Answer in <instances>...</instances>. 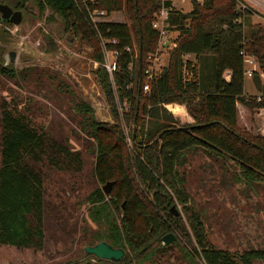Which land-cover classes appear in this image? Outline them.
I'll list each match as a JSON object with an SVG mask.
<instances>
[{
    "label": "trees",
    "instance_id": "16d2710c",
    "mask_svg": "<svg viewBox=\"0 0 264 264\" xmlns=\"http://www.w3.org/2000/svg\"><path fill=\"white\" fill-rule=\"evenodd\" d=\"M191 2L188 11L170 10L168 30L176 29L177 35L167 62L146 81L147 54L159 40L151 23L158 0H37L40 12L50 8L66 28L81 33L93 46V56L100 63L98 80L114 115L115 92L128 102L132 117L139 95L140 115H136L135 132L131 131L130 148L115 123L94 117L86 101L78 103L96 142L93 174L100 183L113 181L108 195L96 186L86 196L87 214L96 227H83V243L105 240L126 252L121 261H111L84 251L82 259L67 264H160L174 251L191 264L264 261L263 247L231 251L208 239L203 214L187 189L185 166L188 151L202 148L233 159L246 179L264 182V133L242 127L237 107L239 102L251 112L264 108V82L258 70L252 74L260 95L244 92L243 59L244 54L253 55L264 72V23L252 25L246 36L239 17L250 13L247 5L241 7L238 0ZM24 4L16 0L14 6ZM95 8L104 12L93 20L88 9ZM124 9L129 10L131 22L111 17ZM101 39L107 49L116 50L115 91L102 64ZM190 53L194 58L188 57ZM203 56L213 58L208 72L200 63ZM1 57L0 72L13 74ZM171 102L184 103L193 121L179 123L166 106ZM0 125V243L41 249L45 231L40 164L80 171L81 154L36 125L16 105L2 103ZM174 199L182 205L183 214L170 209ZM169 222L182 239L164 245L162 237L170 230Z\"/></svg>",
    "mask_w": 264,
    "mask_h": 264
},
{
    "label": "rangeland",
    "instance_id": "374dc122",
    "mask_svg": "<svg viewBox=\"0 0 264 264\" xmlns=\"http://www.w3.org/2000/svg\"><path fill=\"white\" fill-rule=\"evenodd\" d=\"M23 1V7H15L16 0H1L14 9H21L22 19L18 24L0 19V55L4 64L13 69V74L0 72V108L3 102L16 105L36 125L44 126L53 137L78 149L83 163L80 171L40 164L44 174V246L32 249L0 243V264H67L83 258L82 229L96 227L87 214L86 196L104 184L93 174L96 142L85 124L86 117L77 108L78 103L81 99L86 101L92 106L94 117L115 123L129 148L140 109L132 117L128 102L115 92L117 114L114 115L98 80L96 69L100 63L93 56V46L81 33L66 28L61 17L50 8L40 12L37 0ZM238 4L250 7L249 14L239 17L247 36L252 25L264 23V0H238ZM191 6V0H178L176 8L188 11ZM124 11H114L111 17L131 22L129 10ZM176 35V29L167 31L152 55L147 54L146 68L154 66L157 70L167 62L168 49ZM134 45L137 49L136 39ZM10 51L14 53L13 59ZM108 56L112 58L111 53ZM203 57L200 63L207 71L213 58ZM255 70L264 82V72L257 61ZM108 74L115 91L113 73ZM148 78L147 75L146 81ZM244 92L260 95L253 74L245 73ZM237 107L238 123L242 127L264 133V108L251 112L239 102ZM185 166L187 189L191 201L203 214L208 239L215 246L231 251L264 248V182L246 179L233 159L217 157L202 148L188 151ZM173 204L183 214L178 200L174 199L170 206ZM169 226L168 233L181 240L182 236L170 222ZM174 252L160 264H191ZM253 264H264V261Z\"/></svg>",
    "mask_w": 264,
    "mask_h": 264
},
{
    "label": "built area",
    "instance_id": "2783aa9c",
    "mask_svg": "<svg viewBox=\"0 0 264 264\" xmlns=\"http://www.w3.org/2000/svg\"><path fill=\"white\" fill-rule=\"evenodd\" d=\"M160 5L157 11L154 13V17L151 20V23L153 27H155L159 32V43L162 42L163 38L167 35L168 26L170 24L169 22V14L170 10L174 7H177V1L178 0H158ZM184 0H181L183 2ZM202 1V0H200ZM104 12V9L101 8H95L93 10L88 9V13L90 17L94 20V16L101 14ZM102 40V47H103V53H104V60L102 64L106 67L107 71L112 74L113 70L116 69L117 64L115 60V49H107L104 40ZM115 41V39H112ZM111 53L112 58H110L108 55ZM152 55V53H149V57ZM158 58V55L156 56V59ZM244 66H245V73L248 75H252L254 72V69L256 67V60L253 55L251 54H244ZM156 67H152L151 69L146 68L145 71L148 73V76L151 77V75L156 71ZM144 88L148 89V83L144 84Z\"/></svg>",
    "mask_w": 264,
    "mask_h": 264
},
{
    "label": "water",
    "instance_id": "95a60500",
    "mask_svg": "<svg viewBox=\"0 0 264 264\" xmlns=\"http://www.w3.org/2000/svg\"><path fill=\"white\" fill-rule=\"evenodd\" d=\"M0 19L2 22L11 21L14 24H18L22 19V10L19 8L14 9L8 3L0 1ZM140 41H141V36H140ZM10 55H11V59H13V56H14L13 51H10ZM138 99H139V95H137L136 112H137V107H138ZM112 182H113L112 180H108L102 186L103 191L107 195L111 191ZM170 209L176 214L180 212L176 204H173L170 207ZM174 240H176V236L173 233H167L162 237V243L164 245L170 244ZM84 251L88 254H93L94 256L98 258H101L104 260H111V261H121L124 258V255L126 252L123 247H113L111 244H109L105 240L97 242L93 245L84 246Z\"/></svg>",
    "mask_w": 264,
    "mask_h": 264
},
{
    "label": "crops",
    "instance_id": "0c3cea01",
    "mask_svg": "<svg viewBox=\"0 0 264 264\" xmlns=\"http://www.w3.org/2000/svg\"><path fill=\"white\" fill-rule=\"evenodd\" d=\"M188 57L194 58V54L190 53L188 54ZM166 106L168 108H172L175 116L178 118L179 123L193 121V118L188 112L184 103L171 102V103H167Z\"/></svg>",
    "mask_w": 264,
    "mask_h": 264
}]
</instances>
